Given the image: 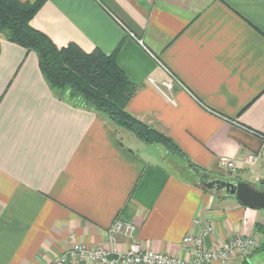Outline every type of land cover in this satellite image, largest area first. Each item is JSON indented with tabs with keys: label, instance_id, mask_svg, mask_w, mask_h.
I'll return each mask as SVG.
<instances>
[{
	"label": "crops",
	"instance_id": "1",
	"mask_svg": "<svg viewBox=\"0 0 264 264\" xmlns=\"http://www.w3.org/2000/svg\"><path fill=\"white\" fill-rule=\"evenodd\" d=\"M31 26L58 48L115 53L137 88L126 105L131 116L165 134L211 180L259 187L264 0H46ZM163 153L56 94L37 55L0 36V264H49L76 244L109 248L117 218L133 224L142 249L179 258L189 256L183 238L201 219L213 227L208 248L255 238L256 249L229 264H264L256 231L264 211L216 199L191 168L197 183L181 180ZM247 155L257 156L251 166L220 167V158ZM114 241L121 254L131 242Z\"/></svg>",
	"mask_w": 264,
	"mask_h": 264
},
{
	"label": "trees",
	"instance_id": "2",
	"mask_svg": "<svg viewBox=\"0 0 264 264\" xmlns=\"http://www.w3.org/2000/svg\"><path fill=\"white\" fill-rule=\"evenodd\" d=\"M45 1L0 0V36L37 55L44 80L56 94L105 117L144 145L160 146L166 167L181 180L191 183L180 172L184 168L192 177L189 165L194 172L207 178L206 172L191 164L170 138L126 111L137 88L118 67L115 53L108 56L99 50L86 53L73 43L58 48L48 36L31 26L32 18ZM255 188L264 191V185ZM256 231L263 237L261 249L264 247V226L256 225ZM239 264H247L246 259Z\"/></svg>",
	"mask_w": 264,
	"mask_h": 264
},
{
	"label": "built area",
	"instance_id": "3",
	"mask_svg": "<svg viewBox=\"0 0 264 264\" xmlns=\"http://www.w3.org/2000/svg\"><path fill=\"white\" fill-rule=\"evenodd\" d=\"M170 86V84H166ZM257 161V156L247 155L237 162L228 158H220V167L228 172H234L238 165L251 166ZM256 184L264 185L262 180L256 179ZM198 231L183 238V245L189 248V256L179 258L161 254L151 250H144L133 240L135 227L130 222L119 218L114 220L108 229L109 248L87 249L83 244L73 245L68 251L57 257L49 264H229L234 257H245L256 247V240L251 236H235L220 242L213 248L205 245V239L213 233L211 224L201 219L194 221ZM121 235L131 242L127 251L119 253L115 246L114 237Z\"/></svg>",
	"mask_w": 264,
	"mask_h": 264
},
{
	"label": "water",
	"instance_id": "4",
	"mask_svg": "<svg viewBox=\"0 0 264 264\" xmlns=\"http://www.w3.org/2000/svg\"><path fill=\"white\" fill-rule=\"evenodd\" d=\"M189 168H191L190 165ZM199 181L207 191L222 192L224 196L234 198L235 201L245 208L264 211V191H260L246 182L221 179L209 181L199 179Z\"/></svg>",
	"mask_w": 264,
	"mask_h": 264
},
{
	"label": "rangeland",
	"instance_id": "5",
	"mask_svg": "<svg viewBox=\"0 0 264 264\" xmlns=\"http://www.w3.org/2000/svg\"><path fill=\"white\" fill-rule=\"evenodd\" d=\"M165 163H167V161L165 162ZM189 167V166H188ZM180 172L187 178V179H189L190 180V182H192L193 184L194 183H197L196 182V180L194 179V178H192L191 176H189L188 174H187V172H186V170L183 168V169H180ZM211 177H208V178H206V180L207 181H209V180H211L210 179ZM249 184V183H248ZM259 189V188H258ZM211 192V191H210ZM212 193H215L216 194V199H219L220 198V196H222L223 194H222V192H213L212 191ZM255 239V238H254ZM256 249V248H255ZM253 251V250H252ZM261 252V251H260Z\"/></svg>",
	"mask_w": 264,
	"mask_h": 264
},
{
	"label": "flooded vegetation",
	"instance_id": "6",
	"mask_svg": "<svg viewBox=\"0 0 264 264\" xmlns=\"http://www.w3.org/2000/svg\"><path fill=\"white\" fill-rule=\"evenodd\" d=\"M197 176H198L200 179H202L203 181H207V180H206V175H201V174L199 175V174H197ZM199 178H198V179H199Z\"/></svg>",
	"mask_w": 264,
	"mask_h": 264
}]
</instances>
